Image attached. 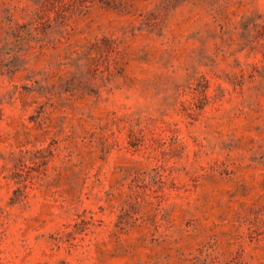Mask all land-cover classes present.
Here are the masks:
<instances>
[{"label":"rangeland","instance_id":"obj_1","mask_svg":"<svg viewBox=\"0 0 264 264\" xmlns=\"http://www.w3.org/2000/svg\"><path fill=\"white\" fill-rule=\"evenodd\" d=\"M0 264H264V0H0Z\"/></svg>","mask_w":264,"mask_h":264}]
</instances>
